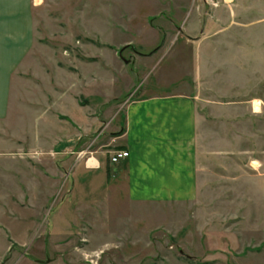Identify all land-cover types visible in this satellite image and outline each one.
Segmentation results:
<instances>
[{
	"label": "rangeland",
	"instance_id": "374dc122",
	"mask_svg": "<svg viewBox=\"0 0 264 264\" xmlns=\"http://www.w3.org/2000/svg\"><path fill=\"white\" fill-rule=\"evenodd\" d=\"M34 30L0 140L34 143V113L55 123L54 95L73 81L89 84L91 116L100 121L75 146L80 160L104 151L117 164L119 151L108 149L118 147L107 144L123 126L128 101L173 93L198 95L212 113L218 156L202 150L192 199L132 202L120 189L73 211L65 208L72 179L46 163L37 167L50 175L29 207L17 172L23 158L34 167L40 152L15 148L12 180L0 166V264L27 248L12 243L10 232L35 219L43 224L36 232L49 238L55 230L48 223L61 221L58 215L78 226L70 246L75 264H264V113L253 112L264 108V0H37Z\"/></svg>",
	"mask_w": 264,
	"mask_h": 264
},
{
	"label": "crops",
	"instance_id": "0c3cea01",
	"mask_svg": "<svg viewBox=\"0 0 264 264\" xmlns=\"http://www.w3.org/2000/svg\"><path fill=\"white\" fill-rule=\"evenodd\" d=\"M36 6L37 0H0V122L3 123L11 113L16 73L34 46ZM66 84L73 88H66V93L55 94L50 106L57 114L53 115L57 117L55 123L45 125L44 113H34L38 122L31 130L39 134L34 143L12 146L7 140H0V166L8 175L5 178L8 181L15 175L9 158L15 148L40 152L34 159L37 163L34 167L29 166L27 158H23L20 162L22 167L17 172L20 190L24 191L23 196L31 204L30 208L41 192L39 182L50 175L38 169L37 166L43 163L55 164L65 170L68 179H72L70 204L65 208L73 211L79 208L82 200H105L120 189L126 191L132 202L188 200L198 196V158L206 148H210L209 156L212 157L213 153L218 156V133L214 135L210 125L212 113L202 108L198 95L153 94L129 100L125 106L123 126L115 131L107 144L118 147L108 150L128 151L129 156L113 164L104 151L88 157L87 161L85 157L80 160L73 153L75 146L91 134L100 121L91 116L92 107L87 100L89 94L85 93L89 84L84 86L82 82L73 81ZM246 103L248 106L245 110H251L250 101ZM263 110L261 107L253 112L262 111L263 114ZM231 111L228 107L229 116ZM102 123L101 137L107 128V122ZM47 132H51V141L47 140ZM229 138L232 140V135ZM213 142L212 147L210 143ZM228 147L234 148L233 140ZM53 177L54 180L58 179L57 174ZM4 188L6 190L7 187ZM65 208H61L60 212L64 213ZM56 218L62 220L48 223L55 230L49 238L36 232L43 224L35 219L22 222V232H10L13 235L12 243L27 246L25 253L12 264H75L74 248L70 246L74 244L73 229L78 226L64 216L58 215ZM28 248L35 249L36 254H31ZM12 257L14 259V255Z\"/></svg>",
	"mask_w": 264,
	"mask_h": 264
},
{
	"label": "built area",
	"instance_id": "2783aa9c",
	"mask_svg": "<svg viewBox=\"0 0 264 264\" xmlns=\"http://www.w3.org/2000/svg\"><path fill=\"white\" fill-rule=\"evenodd\" d=\"M128 156H129V152L128 151H119L115 156H113L112 159H113V161L118 162L119 159L126 158ZM93 262H94V260H93Z\"/></svg>",
	"mask_w": 264,
	"mask_h": 264
}]
</instances>
